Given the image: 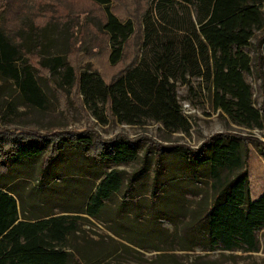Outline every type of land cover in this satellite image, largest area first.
<instances>
[{
	"label": "trees",
	"instance_id": "obj_1",
	"mask_svg": "<svg viewBox=\"0 0 264 264\" xmlns=\"http://www.w3.org/2000/svg\"><path fill=\"white\" fill-rule=\"evenodd\" d=\"M87 1L101 9V18L88 17L87 22L95 27L92 38L105 45L107 63L119 66L130 41L136 49L132 59L109 80L87 66L77 72L65 54L48 51L54 33L65 42L72 37L71 23L59 27L51 19L36 27L22 16L20 23L27 29L17 30L19 41L0 25V75L13 80L24 102L36 106L43 102L40 76L26 56V52H35L40 54L38 64L50 74L63 68L61 83L69 92L75 90L101 124L113 119L140 126L151 120L166 132H187L190 122L182 112L175 86L201 76L211 82L215 109L236 125L261 127V113L252 102V89L243 74L250 73L251 60L242 47L249 46L264 27V0H146L134 8V1L127 0L122 15L114 10L112 0ZM240 139L241 135L215 134L205 142L207 155L199 147L169 146L173 154L197 164L196 175L206 176L214 190L198 226L202 231L198 239L209 249H258L256 231L264 224V190L251 199L246 148ZM137 146L138 142L127 136L105 141L86 129L40 135L32 130L18 134L0 130V264L77 262L67 241L77 230L78 214L100 219L107 201L119 193L125 181L123 171L113 164L136 159ZM58 158L62 162L55 167ZM71 166L86 168L79 182L86 188L79 189L82 195L77 202L71 207L61 205L62 214L48 211L28 216L22 204L23 180L35 177L38 184L28 192L48 201L53 185L45 183L67 174L63 171ZM223 170L235 171L234 176L223 179ZM160 173L165 174L158 183L164 191L166 184L184 186V180L193 179L191 174Z\"/></svg>",
	"mask_w": 264,
	"mask_h": 264
},
{
	"label": "rangeland",
	"instance_id": "obj_2",
	"mask_svg": "<svg viewBox=\"0 0 264 264\" xmlns=\"http://www.w3.org/2000/svg\"><path fill=\"white\" fill-rule=\"evenodd\" d=\"M125 1L112 0L114 10L120 15L125 10ZM130 2L134 8L136 4L144 5L146 0ZM22 16H27L36 27L51 19L59 23V27L65 22L71 23L72 37L65 42L54 33V42L48 51L51 55L65 54L77 72L87 66L109 80L120 67L130 62L136 50L130 41L119 66L107 63L105 45L92 38L95 27L87 22L88 17L101 18V9L87 0H0V25L5 26L16 41L20 40L15 36L17 30L27 29L20 23ZM242 49L251 60L250 73L243 74L252 89V102L262 116L260 128L236 125L226 114L215 109L211 82L201 76L190 77L186 83H176L175 86L182 112L190 122L189 130L166 132L160 123L151 120L140 126L118 123L113 119H109L108 124L97 122L75 90L69 92L61 83L63 68L50 74L38 64L39 53L26 52V56L40 76L43 94L40 106L24 102L13 80L0 75V130L14 134L32 130L40 135L86 129L101 140L123 135L138 142L136 159L112 166L123 171L125 181L119 193L107 201L100 219L78 214L77 230L67 241L77 259L72 264H264V224L256 231V251L244 248L226 250L222 246L209 249L202 239L199 241L198 235L202 231L198 226L213 200L214 190L206 176L196 175L197 164L187 157L173 154L169 148L177 144L194 149L199 147L205 149L204 155H207L205 142L211 136L241 135L240 141L246 148L251 196L264 188V27L251 38L249 46ZM50 145L49 142L44 147V153ZM40 161L39 157L34 164L38 166ZM57 162L60 164L62 160L54 161L55 167ZM85 169L71 166L63 171L67 174H59L53 181L45 183L53 185L52 197L49 196L51 200L48 201L28 192L38 184L35 177L24 179L22 204L26 214L43 215L48 211L62 214L61 205L71 207L82 195L79 189L86 188L79 183L84 178ZM166 171H174V176L191 174L193 179L184 180V186L166 184L164 191L158 183L165 176L160 172ZM234 172L223 170L222 178H231ZM57 194L60 195L58 200ZM19 204L21 207V201Z\"/></svg>",
	"mask_w": 264,
	"mask_h": 264
},
{
	"label": "crops",
	"instance_id": "obj_3",
	"mask_svg": "<svg viewBox=\"0 0 264 264\" xmlns=\"http://www.w3.org/2000/svg\"><path fill=\"white\" fill-rule=\"evenodd\" d=\"M249 188V187H248ZM264 190V188L262 189V190H260V191H258V192H256L255 194H254V196L252 197L251 196V191H250V188H249V193H250V197H251V199H256V197L258 196V195H260L261 193H262V191Z\"/></svg>",
	"mask_w": 264,
	"mask_h": 264
}]
</instances>
